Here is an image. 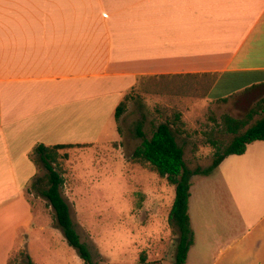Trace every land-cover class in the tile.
I'll list each match as a JSON object with an SVG mask.
<instances>
[{"label":"crops","instance_id":"obj_1","mask_svg":"<svg viewBox=\"0 0 264 264\" xmlns=\"http://www.w3.org/2000/svg\"><path fill=\"white\" fill-rule=\"evenodd\" d=\"M149 77L210 80V101L264 107V0H0V264L23 233L34 264H69L44 238L43 200L36 211L29 199L34 150L97 145L106 118ZM249 147L257 164L247 163ZM248 148L193 177L186 264H264V211L253 222L241 215L247 232L237 235L242 204L216 177L232 157L243 158L231 163L235 177L264 175V142ZM256 194L263 201L264 190ZM220 202L228 211L216 212Z\"/></svg>","mask_w":264,"mask_h":264},{"label":"rangeland","instance_id":"obj_2","mask_svg":"<svg viewBox=\"0 0 264 264\" xmlns=\"http://www.w3.org/2000/svg\"><path fill=\"white\" fill-rule=\"evenodd\" d=\"M210 83L202 78H143L125 95L120 119H116L118 107L106 118L97 145L59 152L56 168L64 176L63 195L69 201L75 228L88 245L96 264H143L142 258L147 263L174 264L179 231L169 222V214L175 186L160 177L150 164L135 160L133 153L142 142L139 127L147 138H151L160 124L170 123L180 130L176 137L185 149L188 167L210 166L215 153L213 142H219L225 149L232 139L224 133L223 118L244 119L259 100L210 101L206 95ZM248 149L247 163L257 164L252 157L255 147ZM34 159L39 166V177H44L46 169L38 158ZM229 160L218 170L216 177L225 175L238 204H242L239 217L235 218L236 234L241 235L247 232L245 223H241V215L246 221L253 222L264 211V199L260 201L256 194L264 190V175L245 170L243 175L235 177L231 163L243 158ZM33 191L29 192V199L38 211L35 203L38 196ZM41 199L39 211L47 227L45 240L60 251L69 264H75L72 252L77 255V251L69 246L60 229V235L56 236L54 212L47 201ZM219 209L228 211L223 202L216 208L217 213ZM206 213L207 219L211 220L210 211ZM33 237L37 239L35 235ZM28 254L27 235L23 233L9 264H27Z\"/></svg>","mask_w":264,"mask_h":264},{"label":"trees","instance_id":"obj_3","mask_svg":"<svg viewBox=\"0 0 264 264\" xmlns=\"http://www.w3.org/2000/svg\"><path fill=\"white\" fill-rule=\"evenodd\" d=\"M122 102L116 112V119H120L123 112ZM225 134L232 136L225 149L219 142L215 146L214 159L207 168L190 169L185 159V149L179 145L177 135L180 130L174 129L170 123L160 124L151 138H147L142 128H138L141 144L135 149L133 158L150 164L162 178H166L175 186V198L169 214V222L179 231V242L175 254L174 264H186L189 251L194 245L195 236L189 216V201L191 197L192 179L195 176H210L230 156H242L249 145L264 142V107L256 106L249 111L244 119L231 116L223 118ZM81 147L75 145L47 146L39 144L33 157L43 164L47 171L44 177L33 180L31 189L37 196L44 198L52 208L55 216L56 228L60 229L70 247L77 251L84 264H96L92 253L75 228L69 201L63 195L64 176L56 168L59 152L64 149ZM37 161V160H35ZM27 264H34L30 255L26 256ZM143 264H160L159 262Z\"/></svg>","mask_w":264,"mask_h":264}]
</instances>
